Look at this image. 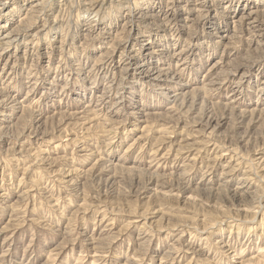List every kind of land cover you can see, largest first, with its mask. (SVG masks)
I'll list each match as a JSON object with an SVG mask.
<instances>
[{
	"label": "rangeland",
	"instance_id": "374dc122",
	"mask_svg": "<svg viewBox=\"0 0 264 264\" xmlns=\"http://www.w3.org/2000/svg\"><path fill=\"white\" fill-rule=\"evenodd\" d=\"M0 264H264V0H0Z\"/></svg>",
	"mask_w": 264,
	"mask_h": 264
},
{
	"label": "bare ground",
	"instance_id": "6f19581e",
	"mask_svg": "<svg viewBox=\"0 0 264 264\" xmlns=\"http://www.w3.org/2000/svg\"><path fill=\"white\" fill-rule=\"evenodd\" d=\"M245 20H246V21H249V22H250L249 24H252V23L255 22V18L253 17L252 14L247 15V16L245 17ZM155 73H159V72H155Z\"/></svg>",
	"mask_w": 264,
	"mask_h": 264
}]
</instances>
